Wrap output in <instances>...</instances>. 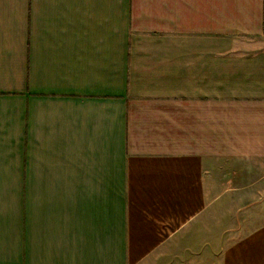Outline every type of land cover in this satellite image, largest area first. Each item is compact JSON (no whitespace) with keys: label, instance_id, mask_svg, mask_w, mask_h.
<instances>
[{"label":"crops","instance_id":"crops-1","mask_svg":"<svg viewBox=\"0 0 264 264\" xmlns=\"http://www.w3.org/2000/svg\"><path fill=\"white\" fill-rule=\"evenodd\" d=\"M261 188L264 0H0V264H264Z\"/></svg>","mask_w":264,"mask_h":264},{"label":"rangeland","instance_id":"rangeland-1","mask_svg":"<svg viewBox=\"0 0 264 264\" xmlns=\"http://www.w3.org/2000/svg\"><path fill=\"white\" fill-rule=\"evenodd\" d=\"M240 186L241 185H237L235 183H233V184H226V185H214V186L211 185V189H210L211 197H216L218 194L223 193V192L229 194V193H232V192L241 191V189H243V190H245V189L247 190V189H250V188L253 189L254 187H256L258 185H249V184H247L243 188H240ZM263 189L264 188L259 189L258 192L255 193V194H258V197L261 196V195H263L264 194ZM254 191H256V189ZM216 201H218V200H216ZM219 201H221V200H219ZM263 201H264V199L263 200H260L259 201V204H261ZM243 202H244V206H249V204L252 205V203L254 201H251L250 200V201H243ZM262 204L264 205V202ZM218 207H219L218 203L211 204V208H218ZM237 229H239V227H237Z\"/></svg>","mask_w":264,"mask_h":264}]
</instances>
